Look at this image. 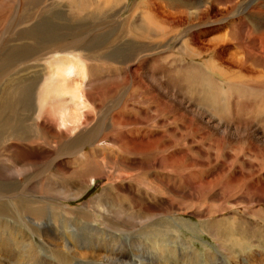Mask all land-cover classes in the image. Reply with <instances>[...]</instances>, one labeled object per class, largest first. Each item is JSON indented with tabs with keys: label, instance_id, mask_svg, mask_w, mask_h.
Here are the masks:
<instances>
[{
	"label": "bare ground",
	"instance_id": "bare-ground-1",
	"mask_svg": "<svg viewBox=\"0 0 264 264\" xmlns=\"http://www.w3.org/2000/svg\"><path fill=\"white\" fill-rule=\"evenodd\" d=\"M166 59L185 89L227 98L240 116L242 91L264 92V0H0V264H27L38 245L103 264L132 231L143 237L131 240L135 257L147 247L190 263L180 169H198L196 187H214L201 198L217 207L264 204V128L217 119L224 100L217 112L197 105L161 72ZM100 179L98 195L66 205ZM83 243L106 253H78Z\"/></svg>",
	"mask_w": 264,
	"mask_h": 264
},
{
	"label": "rangeland",
	"instance_id": "rangeland-1",
	"mask_svg": "<svg viewBox=\"0 0 264 264\" xmlns=\"http://www.w3.org/2000/svg\"><path fill=\"white\" fill-rule=\"evenodd\" d=\"M136 1L138 2L141 0H129V2H131V3H135ZM126 14L127 13L124 12L123 13L124 16H122V17H126L127 16ZM175 54L171 53L169 56H174ZM169 58H171V57H169ZM168 59H166L163 62V64H161V66L163 65L161 72L164 71L165 69H167V72L170 70L169 73L171 75L173 74V72H175L176 74L175 73L173 74L172 81L176 82V80H178L177 85L179 87L180 86L183 87L181 85V82H182L181 79H179L177 76H179L184 71V69L182 68V70H181L180 67L177 68L175 66L174 67L171 66L170 64H168ZM194 65H196L197 67L203 66V65L205 66V64H203V62L201 63V61H196V63L194 62ZM175 69H176V71H175ZM177 70L180 72L178 73ZM202 70H204V69H202ZM207 70H210V72H212L211 68H209ZM174 78H175V80H174ZM176 78H178V79H176ZM219 82L223 85V83L227 82V81L219 79ZM223 86H225V83ZM250 89L252 90L251 92H249L247 90L242 91L245 93V97H242V99H239V102L237 104L238 107L241 105L240 106L241 108H237L239 110L238 114L239 115L241 114L240 116H236V114L233 112L234 109L225 108L227 103H229V100L226 101L227 98L218 99V101H217V98H215L213 95H212L213 100L210 99L209 97H207L203 93H200L199 96H197L193 93V86L191 87V85L188 89H185L183 87L182 93L186 92L187 96H190L192 98L194 97V99L197 102V105H199V103L201 102L203 105H205L206 107L209 108L210 112H212L214 110L217 112L216 108L214 109L213 107L216 106V103L222 102L224 100V103L222 106H221V104L217 105V108L220 110V111H218V113H216L217 119L218 118L234 119V117H237L236 121H239V122L242 121L243 123H245V122H256L257 124H259V126L264 128V102H263L264 92L260 91L259 94H257L255 88L254 89L250 88ZM225 90L226 91L228 90L227 92L229 95L230 94L232 95L234 93V90L232 88L228 87ZM242 92H240L241 95H242ZM240 109H242V110H240ZM251 112H252V114H251ZM253 112H254V114H253ZM259 112L262 114L259 115L260 114ZM257 113H258V116L254 119L253 117H254V115H257ZM251 115L253 117H251ZM226 116H227V118H226ZM238 118H240V119H238ZM220 159H221V157L219 158V156H218L217 161H219ZM210 165H212V164H210ZM226 167L227 166H225V168ZM193 169H192V172H191V170H186V171L182 172L184 169H180V170H178V172L177 171L175 172V178H176L177 186L181 185V184L184 185V187H182V185L179 186L180 188L178 187L179 190L181 189L180 193H182V194L180 195V193H179V195L176 196L175 199H176V202L178 204H180L179 206H182V207L185 206L184 207L186 209L185 212L187 213L186 215L179 214L181 216L180 218L182 220H185V221H182L183 224H181L180 228L178 229L177 235L185 243L187 242V243L191 244L197 250L196 254L198 255L197 258H194V257L191 258V262L188 264H194V263L196 264V262H197V264H234V261H236V260H238V264H241L242 260H244V261H242V264H264V204H255L252 206V205L245 204V203L227 202L224 206H222V208L217 207L216 203L214 201L201 198V196H204V195L208 194L207 192L213 190L214 187L208 191V189H204V188H201V186H198L199 185V181H198V177H197L198 175L195 176L196 174H198V172H197L198 169H196V168H193ZM166 170L169 171L170 169H166ZM207 170H210V167H207ZM187 174L189 177L191 176V178H189L187 176ZM164 176H166L168 179H170L168 172H166ZM183 177H185V178L183 179ZM226 178L227 177H223L221 182L224 183V181H226L228 179V178L227 179ZM189 180L190 181L192 180V181L189 182ZM184 182H186V184H188V185L184 184ZM223 183H221V184H223ZM103 184H104L103 180H101V179L94 181V183L90 186L88 191L78 201L68 202L66 205L69 208H75V207L80 206L82 203H84L86 200H88L92 196L98 195L99 189ZM196 184H198L197 187H196ZM188 186L190 187V189L188 188ZM184 188H186V189H184ZM184 191L187 194H185ZM195 193H196V197L198 196V198L195 199V201H193L190 199L189 195H194ZM185 197H186V200H185ZM159 198L163 199L166 202V200L168 199V196L167 195H159ZM148 200L150 203H153V199L148 198ZM183 201H185V204H183L184 203ZM186 203H187V205H186ZM209 207H213L214 209L216 208L214 210V214H211L210 216L207 214V209ZM254 207H258L260 209H258V208L255 209ZM196 210H200L202 214L198 213L195 215H190L191 211L195 212ZM247 211H249V212H247ZM193 216H195V217H193ZM197 216H198V218H197ZM161 221H162V218L160 217L158 223H160ZM94 224L95 225L97 224L98 227H101V225L98 224V222H95ZM188 224H190V225H188ZM164 227L166 228L167 226H164ZM210 228H211V230H210ZM152 230H153V228H152ZM118 236L119 237L121 236V238L122 237L124 238V239L122 238V240H123V243L125 244V246L124 247H115V249H113L112 251H108V253L112 257V260L109 259L108 262L104 261V262H102L103 264H111V263L112 264H122V263L123 264H130L128 261L123 262L126 257L129 258L131 261H136V262H139L140 260L142 262H144L143 258L149 257V263L150 264H165L164 261H159V259L156 257V255L151 256L149 254V248H147V247H145L147 250V251H145L147 255L144 252L141 255V256H143L142 258L135 257V251L133 250V247L131 246V240H135L137 238H143V237H137L138 234L136 232L132 231V233L129 234V237H126L124 234H120V233H118ZM97 239H98V241H101L103 239V235L96 237L95 243L97 242ZM104 239H105V236H104ZM81 246L85 247V249L78 251V253H80V252L90 253V252H93L92 250H94V249H95L94 251H96V253L97 252L100 254L106 253V249H104L103 246L102 247H97L95 245L89 246V245L84 244V243ZM129 247L131 249H129ZM204 247H205V249L208 250L206 253H209V251H210V256L208 257L209 261H206L207 257H204V254H206V253H204L205 252ZM54 251L56 252V254ZM54 251L50 252V251L46 250V248L43 247L42 245H38V247L34 250L35 254L32 257V260L31 261H24V262H26L27 264H68V263L69 264L70 263H73V264H91L92 263V264H94V262L96 261V260L95 261L90 260V259H92V257H90L89 255L86 256L88 258V260H78L80 258L76 257L75 255L73 257H67V255L63 252L61 253L59 251V249H56ZM59 256L64 260L62 263H59V261L57 259V257H59ZM238 256H240V257H238ZM177 257H179V256H177ZM135 258H137V259H135ZM236 258H238V259H236ZM239 259H241V260H239ZM181 260L183 261L184 259H181ZM14 261H15V252H13V254L11 253V256H10V262L13 263ZM173 263L174 264H182V263L175 261V260H173Z\"/></svg>",
	"mask_w": 264,
	"mask_h": 264
}]
</instances>
